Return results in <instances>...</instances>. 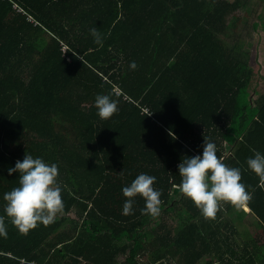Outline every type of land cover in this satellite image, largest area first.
Wrapping results in <instances>:
<instances>
[{
    "label": "trees",
    "instance_id": "1",
    "mask_svg": "<svg viewBox=\"0 0 264 264\" xmlns=\"http://www.w3.org/2000/svg\"><path fill=\"white\" fill-rule=\"evenodd\" d=\"M240 5L0 0V264H264V244L249 230L242 251L220 237L223 210L239 223L229 224L232 235L245 211L223 202L205 219L179 191L178 166L210 140L218 158L240 168L247 206L264 229V184L247 166L264 154V91L255 87L264 46L255 43L248 57L230 40ZM98 94L118 101L108 120L97 115ZM26 154L58 166L64 210L21 233L3 197L19 186L8 169ZM141 173L156 177V217L142 213L140 196L132 214L122 213V189Z\"/></svg>",
    "mask_w": 264,
    "mask_h": 264
},
{
    "label": "clouds",
    "instance_id": "2",
    "mask_svg": "<svg viewBox=\"0 0 264 264\" xmlns=\"http://www.w3.org/2000/svg\"><path fill=\"white\" fill-rule=\"evenodd\" d=\"M94 42L103 46L101 33L97 28L90 30ZM133 61L131 69H136ZM97 115L101 120H108L119 111L118 101L111 94H98L95 97ZM248 169L254 172L261 184H264V154L256 151L254 157L247 160ZM181 183L179 191L194 202L205 219L215 218L221 202L230 203L236 208H244L251 199L247 186L241 182L240 168L229 167L218 158L216 144L205 139L202 155L183 159L178 166ZM19 173V186L4 194V213L19 232L26 233L38 224L47 225L62 213V186L58 182V166L48 164L42 158L26 154L22 161L8 173ZM156 177L139 174L130 185L123 187L126 197L122 213H133L135 198L144 199L141 209L145 215L156 217L160 214L161 192L154 189Z\"/></svg>",
    "mask_w": 264,
    "mask_h": 264
},
{
    "label": "rangeland",
    "instance_id": "3",
    "mask_svg": "<svg viewBox=\"0 0 264 264\" xmlns=\"http://www.w3.org/2000/svg\"><path fill=\"white\" fill-rule=\"evenodd\" d=\"M227 1H230L232 3V2H235L236 0H227ZM240 3H241L240 8L238 10H236L235 12H233V15L229 17V26L231 29V33H229V34H230V40H232V43L235 42L236 40H239V43L243 44L244 47L247 46V52L246 53H247V56L249 57L250 47H248L249 43H247L248 39L246 37V35L248 33H245L248 30L245 31V27H246V29H247V27H248V29L250 28V26H247V24L250 25L251 21L256 18L257 13H258V9H257L256 13L254 11L251 12V11H249V9L245 10L246 8H244V6H245L244 0H240ZM261 11H262V9H261ZM230 40L224 39V41H226V42H228ZM248 53H249V55H248ZM261 89H264V85L261 86ZM221 203H223V202H221ZM220 210H221V207L219 206L218 212ZM174 215L175 214H171V216L168 217V219H170V220H168V223H170V222L174 223L175 222V220L173 219ZM221 216L223 218H221L218 221V223H221L222 221H224L223 222L224 226L219 225L223 230V232H220L221 233L220 237L222 239H231L232 241H234V242L231 241V243H236L237 245H239L237 248L239 251H242L243 247L245 245L244 236L241 233H243V231L246 229L249 230L251 233H253V235L255 236L257 241L260 242V244L264 243V230L258 226V222L252 214H248L245 217L244 221L242 222V226L238 227V228H240L239 232L235 233L233 235L231 233H228L227 228H225V227H230L229 224H235L236 226H239V223L233 221V218L236 217V215H234V214L229 215L228 213H225V211L223 210ZM71 218L78 220L76 214H72ZM253 224H256L258 226V228L257 229L252 228ZM236 236H237V238H235ZM163 264H176V263L174 261L167 260L166 262H163Z\"/></svg>",
    "mask_w": 264,
    "mask_h": 264
},
{
    "label": "crops",
    "instance_id": "4",
    "mask_svg": "<svg viewBox=\"0 0 264 264\" xmlns=\"http://www.w3.org/2000/svg\"><path fill=\"white\" fill-rule=\"evenodd\" d=\"M244 2H245L244 8H246L245 10L249 9V11H251V12L254 11L256 13L257 9H258V13H257L256 18L251 21L250 25L247 24V26H250V28L248 29V27H247V29H246V27H245V31L248 30L245 33H248L246 35V37L248 39L247 43H249L248 47H250V55H252L255 43H257L258 41H261V44L264 46V0H244ZM261 9H262V11H261ZM232 15H230V16H232ZM230 33H231V29H230ZM244 48L245 49L243 51H245V53H246L247 52V46H245ZM260 68L263 69V67H261V66H256V70L257 69L259 70ZM263 79H264V74H262L260 77H258V79H256V83H255L256 88L261 89V86L264 85ZM262 90L264 91V89H262ZM262 94H264V92ZM252 95H253L255 100L260 98V94L252 92ZM228 154L229 155L233 154L231 149L228 150ZM241 210L245 211L247 214H252L251 210L248 208L247 205H246V207L241 208ZM220 231L223 232L222 228ZM227 231H228V233H232L233 230L228 227ZM229 241H232V240H228L226 242H229ZM232 242H234V241H232ZM235 245L239 246L236 243H235Z\"/></svg>",
    "mask_w": 264,
    "mask_h": 264
},
{
    "label": "built area",
    "instance_id": "5",
    "mask_svg": "<svg viewBox=\"0 0 264 264\" xmlns=\"http://www.w3.org/2000/svg\"><path fill=\"white\" fill-rule=\"evenodd\" d=\"M15 8H17V5L15 6ZM64 51H66V49H64Z\"/></svg>",
    "mask_w": 264,
    "mask_h": 264
},
{
    "label": "bare ground",
    "instance_id": "6",
    "mask_svg": "<svg viewBox=\"0 0 264 264\" xmlns=\"http://www.w3.org/2000/svg\"><path fill=\"white\" fill-rule=\"evenodd\" d=\"M198 58V57H197ZM208 82V81H207ZM242 87V86H241Z\"/></svg>",
    "mask_w": 264,
    "mask_h": 264
}]
</instances>
